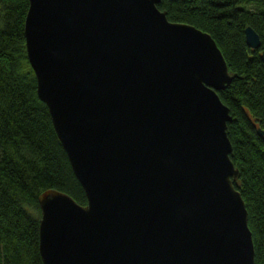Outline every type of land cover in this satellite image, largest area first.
Here are the masks:
<instances>
[{
    "label": "water",
    "instance_id": "obj_1",
    "mask_svg": "<svg viewBox=\"0 0 264 264\" xmlns=\"http://www.w3.org/2000/svg\"><path fill=\"white\" fill-rule=\"evenodd\" d=\"M157 2L27 0L35 93L85 196L37 194L41 264H253L217 94L231 75L207 32Z\"/></svg>",
    "mask_w": 264,
    "mask_h": 264
},
{
    "label": "trees",
    "instance_id": "obj_2",
    "mask_svg": "<svg viewBox=\"0 0 264 264\" xmlns=\"http://www.w3.org/2000/svg\"><path fill=\"white\" fill-rule=\"evenodd\" d=\"M169 21L207 32L219 48L231 79L217 91L231 120L228 154L239 176L233 181L246 209L253 264H264V0H158ZM27 0H0V264H41L37 194L54 188L84 204L51 124L35 93L26 60L23 20ZM250 26L259 46L245 44Z\"/></svg>",
    "mask_w": 264,
    "mask_h": 264
}]
</instances>
